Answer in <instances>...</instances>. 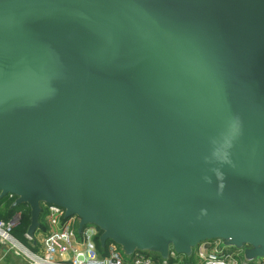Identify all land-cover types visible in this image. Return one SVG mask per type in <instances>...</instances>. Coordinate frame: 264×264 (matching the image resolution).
<instances>
[{
  "label": "water",
  "instance_id": "obj_1",
  "mask_svg": "<svg viewBox=\"0 0 264 264\" xmlns=\"http://www.w3.org/2000/svg\"><path fill=\"white\" fill-rule=\"evenodd\" d=\"M124 258L264 261V0H0V198Z\"/></svg>",
  "mask_w": 264,
  "mask_h": 264
},
{
  "label": "built area",
  "instance_id": "obj_2",
  "mask_svg": "<svg viewBox=\"0 0 264 264\" xmlns=\"http://www.w3.org/2000/svg\"><path fill=\"white\" fill-rule=\"evenodd\" d=\"M41 213L50 229L44 234L40 251L31 250L13 235L21 220L20 212L14 213L8 220H0V247L26 264H186L175 261L177 257L174 254L166 263L156 262L143 254H135L131 261H124L112 243L108 244V254L102 256L95 243L99 236L95 227L86 226L77 233L76 217L66 218L64 210L53 205H41ZM215 245L210 243L208 249H204V244L198 246L194 253L197 262L194 264H241L234 251L213 253L211 250ZM260 264H264V261Z\"/></svg>",
  "mask_w": 264,
  "mask_h": 264
},
{
  "label": "trees",
  "instance_id": "obj_3",
  "mask_svg": "<svg viewBox=\"0 0 264 264\" xmlns=\"http://www.w3.org/2000/svg\"><path fill=\"white\" fill-rule=\"evenodd\" d=\"M15 200L14 196H5L3 198H0V220H8L14 213L20 212L21 213V220L19 225L13 230V235L19 239L21 242L26 243V239H24V234L26 232V229L29 225V208L26 205H20L16 208L10 209L11 204ZM42 213L40 215L39 221L42 219ZM96 240V246L99 248V243H98V237L95 239ZM108 245V243L106 244ZM99 250V249H98ZM106 252L102 253L104 255ZM192 256L187 264H194ZM154 261L159 262V260L155 257H151Z\"/></svg>",
  "mask_w": 264,
  "mask_h": 264
},
{
  "label": "crops",
  "instance_id": "obj_4",
  "mask_svg": "<svg viewBox=\"0 0 264 264\" xmlns=\"http://www.w3.org/2000/svg\"><path fill=\"white\" fill-rule=\"evenodd\" d=\"M49 229L50 228L48 227L44 217L42 216V219L39 221V227L37 228V230H36V232L34 233V236H33L36 245L31 244L27 240H26V243L23 242V241L22 242L25 245H27L31 250H33L35 252H38L41 249V243H42V239L44 237V234ZM24 239H25V237H24ZM108 244H111V243L109 242ZM66 256L70 257V255H66ZM133 257L131 259H126V258H123V257L122 258L124 259V261L125 260L126 261H128V260L130 261V260L133 259ZM175 261L186 263L185 259L182 256L177 257L175 259ZM193 261H194V263L197 262V260L194 257H193ZM0 264H26V263L23 260H21L20 258H17L15 256H13L11 253L7 252L3 247H0Z\"/></svg>",
  "mask_w": 264,
  "mask_h": 264
},
{
  "label": "rangeland",
  "instance_id": "obj_5",
  "mask_svg": "<svg viewBox=\"0 0 264 264\" xmlns=\"http://www.w3.org/2000/svg\"><path fill=\"white\" fill-rule=\"evenodd\" d=\"M98 237V236H97ZM95 243H96V240H95ZM116 248H118V247H116ZM97 249H99L98 251H99V254H101L102 255V253H104V251L106 252L104 255H102V256H105V255H107L108 253H107V249H108V246L107 245H105V248L103 249V250H101L100 248H97ZM118 250V252L121 254V256L124 258V255L122 254V252L121 251H119V249H117ZM230 252H232V250H230ZM146 255V254H145ZM234 259L235 260H237L235 257H234Z\"/></svg>",
  "mask_w": 264,
  "mask_h": 264
},
{
  "label": "bare ground",
  "instance_id": "obj_6",
  "mask_svg": "<svg viewBox=\"0 0 264 264\" xmlns=\"http://www.w3.org/2000/svg\"><path fill=\"white\" fill-rule=\"evenodd\" d=\"M144 255V254H143ZM146 256V255H145ZM134 258V257H133ZM126 261V260H125ZM129 261V260H128ZM131 261V260H130Z\"/></svg>",
  "mask_w": 264,
  "mask_h": 264
}]
</instances>
